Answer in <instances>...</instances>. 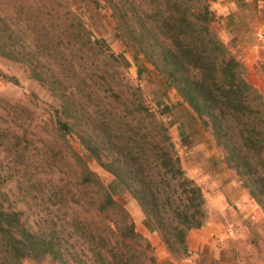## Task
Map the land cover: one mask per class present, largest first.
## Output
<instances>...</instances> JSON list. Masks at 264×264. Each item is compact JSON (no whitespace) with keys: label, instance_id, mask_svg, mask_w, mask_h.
<instances>
[{"label":"trees","instance_id":"16d2710c","mask_svg":"<svg viewBox=\"0 0 264 264\" xmlns=\"http://www.w3.org/2000/svg\"><path fill=\"white\" fill-rule=\"evenodd\" d=\"M87 1L94 6L99 2ZM103 1L115 18L117 36L195 114L226 167L264 214V101L245 79L240 61L211 30L213 14L206 0ZM26 8L23 16L35 23L39 36L85 32L67 0H45L41 6ZM18 39L19 32L0 15V56L29 60L25 57L29 52L21 50L29 48L19 49ZM29 74L44 81L34 66ZM67 105L64 96L58 108L60 117L52 116L55 130L62 137L74 135L85 155L113 177L115 188L129 193L170 255L185 253L186 233L204 225L207 211L200 187L180 166L167 125L138 103L132 106L137 114L132 126L114 117L96 122L87 112L89 102L82 107ZM71 156L80 169V183L95 187L94 196L83 202L86 212L69 221L45 217L42 228L34 229L0 189V264H45L41 262L45 257L68 264V259L77 257L63 245L71 235L85 243L89 264H137L141 257L155 264L151 255L133 247L150 249L148 241L135 231L123 203L87 168L85 159L72 149Z\"/></svg>","mask_w":264,"mask_h":264},{"label":"rangeland","instance_id":"374dc122","mask_svg":"<svg viewBox=\"0 0 264 264\" xmlns=\"http://www.w3.org/2000/svg\"><path fill=\"white\" fill-rule=\"evenodd\" d=\"M44 1L0 0V15L19 32L18 48H29H21L26 54L29 52V57L25 56L27 61L0 56V189L13 207L21 211L34 229L42 228L45 217L80 219L87 210L83 202L94 196L95 187L86 188L80 183V169L73 161L72 149L110 188L113 198L123 203L135 231L148 241L150 249L144 251L141 245L130 243L151 255L155 264H264V214L226 167L221 152L195 114L163 77L117 36L109 6L103 0L96 6L87 0H67L69 10L81 20L85 32L78 36L55 33L43 37L23 13L27 6H41ZM256 1L206 0V3L213 14L211 30L240 61L245 79L264 101V47H258L259 33L264 28V4L257 6ZM227 2L235 5L233 11L217 16L215 7L227 8ZM52 30L58 32V28ZM255 53L259 58L255 56L252 60L257 64L248 62V54ZM33 66L41 71L44 81L30 76L29 69ZM64 96L68 98V108L89 102L87 112L96 122L114 117L123 125L127 122L132 126L137 120L136 112L132 111L136 103L154 111L167 125L184 174L202 191L207 211L202 226L217 222L216 236L196 249L189 250L186 246L182 255H170L129 193L115 188L113 177L85 155L74 135L62 137L55 130L52 116L60 117L58 108ZM142 114L139 113L141 118ZM140 125L144 129L143 120ZM227 193L237 197L244 194L251 201L247 224H238V208L234 203L227 201L226 207L217 203L215 197ZM80 240L71 235L63 244L77 256L76 260L68 259V264H89L85 261L89 250ZM41 262L62 264L47 257ZM137 264L149 263L141 257Z\"/></svg>","mask_w":264,"mask_h":264},{"label":"crops","instance_id":"0c3cea01","mask_svg":"<svg viewBox=\"0 0 264 264\" xmlns=\"http://www.w3.org/2000/svg\"><path fill=\"white\" fill-rule=\"evenodd\" d=\"M228 3V2H227ZM256 3L258 4L257 6H263L262 4H264V0H257ZM227 8L222 7V6H218L215 7V14H217V16H226L229 15L233 9H234V4L232 3H228L227 4ZM259 39L261 41V43H259V48H263L264 47V28H262L261 33H259ZM256 49L257 50L259 49ZM256 56V59H258V55L257 53L255 54H248L247 61L248 62H255L254 64H257L256 61H253V57ZM226 196V197H225ZM214 199V198H213ZM217 203L220 206L226 207L228 206L227 201H230L232 203H234L236 205L237 209V213H236V217L238 219V224H243L246 223L249 220L250 217V209H252V203L251 201L246 197V195H241V197H237L235 194H225V195H217V197H215ZM212 202L215 203V201L212 200ZM211 203V202H210ZM218 204L216 206H218ZM213 209V203H211L210 205ZM211 209V210H212ZM240 218V219H239ZM210 220H212V218L210 217ZM219 224L217 222H209L207 226L205 227H200L199 229H191L189 230V235H187L185 237V242H186V246L189 250H193L196 249L197 247L201 246L203 244V242L207 241V239H213L214 236H216L218 230H217V226Z\"/></svg>","mask_w":264,"mask_h":264}]
</instances>
